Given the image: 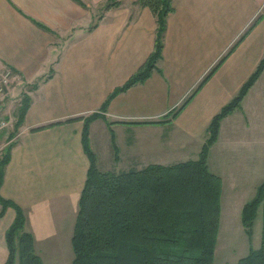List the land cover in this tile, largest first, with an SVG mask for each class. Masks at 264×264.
Wrapping results in <instances>:
<instances>
[{"label":"crops","instance_id":"0c3cea01","mask_svg":"<svg viewBox=\"0 0 264 264\" xmlns=\"http://www.w3.org/2000/svg\"><path fill=\"white\" fill-rule=\"evenodd\" d=\"M80 1L0 0V76L7 69L13 73L0 109L24 83L31 84L0 194L23 209L24 228L41 259L73 257L70 237L89 163L81 142L84 116L100 114L88 128L101 170L196 158L211 117L237 93L264 51V0H172L158 69L100 110L107 94L152 51L156 20L136 0L106 9L107 0ZM259 14L178 114L151 122L177 107ZM207 165L221 179L228 175L234 189L246 186L247 193L264 180V70L240 106L220 120ZM14 215L6 206L0 217V264Z\"/></svg>","mask_w":264,"mask_h":264},{"label":"trees","instance_id":"16d2710c","mask_svg":"<svg viewBox=\"0 0 264 264\" xmlns=\"http://www.w3.org/2000/svg\"><path fill=\"white\" fill-rule=\"evenodd\" d=\"M136 2L147 6L155 16L154 46L136 71L107 94L100 110L106 109L114 95L145 80L154 69H158L166 16L173 10L172 0ZM118 3L119 0H107L103 9ZM260 15L228 47L177 107L169 111L164 119L151 122L168 121L175 117ZM262 70L264 51L237 93L211 117L206 126L207 136L196 158L166 164L150 162L140 168L120 171L101 170L89 147L88 128L89 122L100 114L94 111L83 117L81 142L89 163L70 237L72 264H213L221 177L209 169L207 151L217 138L220 120L240 106L242 98ZM29 102L30 96L23 94L14 114V129L9 134L7 146L0 154V185L5 164L10 157V148L14 143L11 139L23 121ZM40 127L43 126L32 129ZM113 148L116 152L114 143ZM259 205V245L256 248L249 247L248 252L239 257L236 264H264V180L256 187L254 195L241 206V222L247 234L252 231ZM6 206H12L15 215L5 232L8 254L3 264H14L16 261L18 264H44L34 251L32 234L24 228L23 209L0 194V217Z\"/></svg>","mask_w":264,"mask_h":264},{"label":"rangeland","instance_id":"374dc122","mask_svg":"<svg viewBox=\"0 0 264 264\" xmlns=\"http://www.w3.org/2000/svg\"><path fill=\"white\" fill-rule=\"evenodd\" d=\"M10 74L12 75L13 73L7 69L0 76L1 88L3 85V90L0 91V95L5 93V88L7 87V85H9L11 77H13V75L11 76ZM4 81L6 82L4 83ZM33 84L35 83H32V85ZM30 86L31 84L24 83L25 88L21 90L20 93L11 96L9 99H6L7 102L4 104L6 109H0V118H3L6 121V125L0 130V145L5 142L0 147V154L2 153V151H4L5 147L7 146L6 143L8 142L9 134L14 129L13 123L16 119L14 114L20 103V99L23 97V94L27 93L26 90L29 89ZM179 157L180 159L186 158L185 156H173L172 159H176ZM167 162L168 161H162V163ZM210 168L214 170L213 168L215 167H212L210 165ZM218 170H222L221 172H226L223 169ZM223 174L224 177L221 179V191L219 198V220L218 229L216 233V242L214 246L213 264H236L238 258L248 252L249 247L256 248L259 245L261 236V205H259L256 210V214L252 223V231L250 234H247L241 222V200H248L254 194L247 193L249 190L246 186H244V188L236 187L234 189L232 186V181L228 179V175H225V173ZM71 260L72 256L63 259L58 257L42 258L44 264H72Z\"/></svg>","mask_w":264,"mask_h":264},{"label":"built area","instance_id":"2783aa9c","mask_svg":"<svg viewBox=\"0 0 264 264\" xmlns=\"http://www.w3.org/2000/svg\"><path fill=\"white\" fill-rule=\"evenodd\" d=\"M6 81H4L5 83ZM3 83V84H4ZM3 88V85H2ZM1 86H0V91L2 90ZM6 125V121L3 118H0V130Z\"/></svg>","mask_w":264,"mask_h":264}]
</instances>
